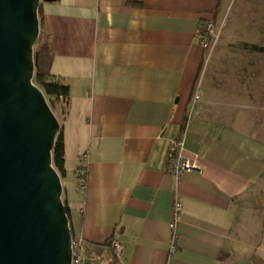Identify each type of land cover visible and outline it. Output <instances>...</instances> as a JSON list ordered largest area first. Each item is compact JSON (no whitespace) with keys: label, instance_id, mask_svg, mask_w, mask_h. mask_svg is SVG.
Segmentation results:
<instances>
[{"label":"crops","instance_id":"crops-1","mask_svg":"<svg viewBox=\"0 0 264 264\" xmlns=\"http://www.w3.org/2000/svg\"><path fill=\"white\" fill-rule=\"evenodd\" d=\"M230 1L39 3L51 73L69 86L62 200L100 264L110 238L120 264H264V57L204 69L197 34ZM173 138L200 171L166 172Z\"/></svg>","mask_w":264,"mask_h":264},{"label":"water","instance_id":"water-1","mask_svg":"<svg viewBox=\"0 0 264 264\" xmlns=\"http://www.w3.org/2000/svg\"><path fill=\"white\" fill-rule=\"evenodd\" d=\"M40 1L0 0V264H70L71 230L52 164L59 121L33 81Z\"/></svg>","mask_w":264,"mask_h":264},{"label":"rangeland","instance_id":"rangeland-1","mask_svg":"<svg viewBox=\"0 0 264 264\" xmlns=\"http://www.w3.org/2000/svg\"><path fill=\"white\" fill-rule=\"evenodd\" d=\"M215 30L214 46L207 50L204 69H240L247 65L248 56L263 58L264 53L254 51L250 44L264 46V0H231L219 14ZM53 112L62 122L59 109ZM256 115L264 118L258 109Z\"/></svg>","mask_w":264,"mask_h":264},{"label":"built area","instance_id":"built-area-1","mask_svg":"<svg viewBox=\"0 0 264 264\" xmlns=\"http://www.w3.org/2000/svg\"><path fill=\"white\" fill-rule=\"evenodd\" d=\"M197 34L199 37V44L206 50L210 49L216 38L214 22L212 20L205 21L197 30ZM197 98L198 96L195 94L194 99ZM183 149V141L181 138H173L169 140L166 153V172L172 174L176 178H179L185 172L200 171L199 164L186 157L183 154ZM78 187L81 190L85 189L84 178L79 179ZM179 208L180 203L175 198L173 201V218L171 221L172 228L174 227L176 221L180 218ZM103 247L108 250L109 254L114 253L117 258H119L120 242L116 238H110L104 242ZM175 250L176 240L174 235L170 245V253H173ZM100 262V256L92 244L84 240L83 237L72 236L70 264H100Z\"/></svg>","mask_w":264,"mask_h":264},{"label":"trees","instance_id":"trees-1","mask_svg":"<svg viewBox=\"0 0 264 264\" xmlns=\"http://www.w3.org/2000/svg\"><path fill=\"white\" fill-rule=\"evenodd\" d=\"M40 15L38 8V17ZM250 47L257 52L264 53V46L250 44ZM34 59V83L43 91L52 110L59 109L62 115V122L59 123L55 142L52 149V164L58 171L61 178L65 176V156H64V139H63V121L68 113L69 106V86L62 80L54 77L51 73L53 54L50 49L48 38L39 32V36L33 48ZM79 179L84 177V173H77ZM64 202V201H63ZM65 205V202H64ZM68 214V208L65 205ZM69 216V215H68ZM108 264H120L117 256L112 253Z\"/></svg>","mask_w":264,"mask_h":264}]
</instances>
